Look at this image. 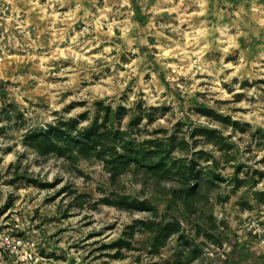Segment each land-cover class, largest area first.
Returning a JSON list of instances; mask_svg holds the SVG:
<instances>
[{"label":"rangeland","instance_id":"374dc122","mask_svg":"<svg viewBox=\"0 0 264 264\" xmlns=\"http://www.w3.org/2000/svg\"><path fill=\"white\" fill-rule=\"evenodd\" d=\"M80 263L264 264V0H0V264Z\"/></svg>","mask_w":264,"mask_h":264},{"label":"trees","instance_id":"16d2710c","mask_svg":"<svg viewBox=\"0 0 264 264\" xmlns=\"http://www.w3.org/2000/svg\"><path fill=\"white\" fill-rule=\"evenodd\" d=\"M59 132L56 133L59 135V138L57 139L58 142L61 140L62 143H64V145L66 144V146H69V143H66V139L65 138H68L69 136L73 139V142H78L79 143V152H87L88 150L90 149H97L99 148L98 150V156L99 158H102V159H105V154L106 153H109L110 151L108 150V148L105 146V139H106V133H102L101 131H96L95 133H90L89 136H91L90 138H88L89 140H91V143L88 142V140H82L81 137H79L80 135H78V137H72V132L69 130V129H57ZM54 132L55 129H50V130H45V131H41L39 132L38 134H36V136L39 138V137H48L49 139H51V136L54 135ZM53 142V141H51ZM122 148H124V151L127 150V146L122 142L120 143ZM66 146H63V147H66ZM63 147H57V145H55L54 148H57L58 150H60V152H62V148ZM113 150H114V153H112V158L114 159V162H117L118 165H121V166H126L127 164H129L130 161H132L133 159L131 157H128L125 153H119L116 149V146L113 147ZM64 149H63V152L64 153ZM136 160L137 162H140L141 159H134ZM106 162H111L109 160H107ZM192 167H186L185 170H184V176H186L188 179H191L190 175L192 174ZM190 189L189 190H194L195 187L194 185H190L189 187ZM122 201H127V204L128 206H132V207H135V208H138V209H142V210H146L149 208V205L145 202V201H142V200H139L138 202H135V203H130L128 201V199H123ZM180 228H181V225L178 221L176 222H168L166 223L162 229L159 231V234H158V239L161 241L160 242H164L166 239H168L172 234L176 233V232H179L180 231Z\"/></svg>","mask_w":264,"mask_h":264},{"label":"water","instance_id":"95a60500","mask_svg":"<svg viewBox=\"0 0 264 264\" xmlns=\"http://www.w3.org/2000/svg\"><path fill=\"white\" fill-rule=\"evenodd\" d=\"M80 264H83V263H80Z\"/></svg>","mask_w":264,"mask_h":264}]
</instances>
